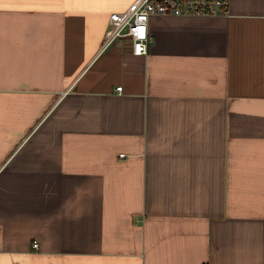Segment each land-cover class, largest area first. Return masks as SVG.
Listing matches in <instances>:
<instances>
[{"label":"crops","instance_id":"0c3cea01","mask_svg":"<svg viewBox=\"0 0 264 264\" xmlns=\"http://www.w3.org/2000/svg\"><path fill=\"white\" fill-rule=\"evenodd\" d=\"M132 1L0 0V264H264V0Z\"/></svg>","mask_w":264,"mask_h":264},{"label":"built area","instance_id":"2783aa9c","mask_svg":"<svg viewBox=\"0 0 264 264\" xmlns=\"http://www.w3.org/2000/svg\"><path fill=\"white\" fill-rule=\"evenodd\" d=\"M229 8L230 0H133L125 10L109 16L100 52L116 43L130 42L134 55L145 56L151 41L148 29L151 16L216 17L228 15ZM121 90L119 86L117 91Z\"/></svg>","mask_w":264,"mask_h":264}]
</instances>
